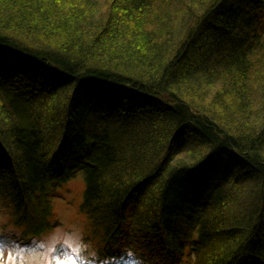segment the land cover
<instances>
[{
  "label": "trees",
  "instance_id": "16d2710c",
  "mask_svg": "<svg viewBox=\"0 0 264 264\" xmlns=\"http://www.w3.org/2000/svg\"><path fill=\"white\" fill-rule=\"evenodd\" d=\"M79 175L99 264H264V0H0L20 242Z\"/></svg>",
  "mask_w": 264,
  "mask_h": 264
},
{
  "label": "clouds",
  "instance_id": "9594fccd",
  "mask_svg": "<svg viewBox=\"0 0 264 264\" xmlns=\"http://www.w3.org/2000/svg\"><path fill=\"white\" fill-rule=\"evenodd\" d=\"M73 248L78 249L80 260L77 264H99L103 259L92 251L79 225L61 224L27 243L20 242L15 236L0 234V264H57V254L60 256L59 264H68L64 252ZM123 254L131 256L133 264H145L131 250Z\"/></svg>",
  "mask_w": 264,
  "mask_h": 264
},
{
  "label": "rangeland",
  "instance_id": "374dc122",
  "mask_svg": "<svg viewBox=\"0 0 264 264\" xmlns=\"http://www.w3.org/2000/svg\"><path fill=\"white\" fill-rule=\"evenodd\" d=\"M82 189L83 182L81 175L63 185V187L59 190L60 192H58L57 197L53 200L50 215L46 218V221L49 224V229H47L42 234L61 224H76L81 227L84 233V238L88 237L87 234L89 233V229L87 228V220L83 215L79 213V204L81 201L80 199ZM9 220L10 217L7 212L0 207V234L11 236H14L15 234L18 235L20 233V228L11 225V223H9ZM40 233L41 232L33 237L42 235ZM77 252V248H73L71 251L65 250L64 257L68 261V264H77V261L80 260ZM55 260L57 261V264H59V254L55 256ZM128 264L133 263L129 262Z\"/></svg>",
  "mask_w": 264,
  "mask_h": 264
}]
</instances>
